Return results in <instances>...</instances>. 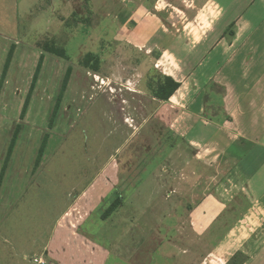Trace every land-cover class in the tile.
<instances>
[{
	"label": "rangeland",
	"instance_id": "obj_1",
	"mask_svg": "<svg viewBox=\"0 0 264 264\" xmlns=\"http://www.w3.org/2000/svg\"><path fill=\"white\" fill-rule=\"evenodd\" d=\"M214 1L229 10L228 14L240 13L244 5L249 7L251 3ZM201 6L194 0H0V264H181L179 259L194 241L198 246L206 241L211 247L234 225L240 215V194L230 192L231 185L223 184L234 169L232 161L224 162L226 154L217 164L210 160L216 153L207 154L204 159L211 167L197 166V177L202 179L188 186L183 165L192 154L182 148L180 161L170 145L160 146L152 140L150 151L134 155L136 165L131 172L136 176L132 178L139 180L134 186H127L123 183L131 175L122 172L125 158L140 141L126 143L128 138L121 134L122 130L130 133L131 129L110 120L116 112L108 104L109 89L119 88L122 82L121 86H127L123 79L132 77L136 88L151 97L148 87L156 79L152 66L159 56L152 53L150 60L135 61L130 45H126L128 36H118L126 16L155 7L158 11H151L157 16L154 20L164 23L171 35L198 38L204 30L196 28L193 21L204 20ZM253 9L256 20H264V7L257 3ZM201 27L205 28V24ZM257 32L264 34L262 29ZM88 54L100 56L99 73L83 67L89 61ZM94 63L93 57L88 67ZM67 67L72 68L70 80L75 91L79 82L88 81L84 83L83 95L82 91L73 93L71 84L59 100ZM93 81L103 88L93 89ZM245 81L249 83V79ZM112 91L117 92L114 88ZM122 91L121 95L129 96ZM207 98L205 117L211 119L212 106L220 104V97L207 92ZM137 101L132 104L134 113L142 106ZM56 109H60L57 116ZM156 110L157 105L153 104L147 112ZM157 124L154 120L149 125L156 128ZM169 143L176 146L179 142L170 139ZM230 151L234 153V147ZM166 161L177 167L182 183L188 182L181 186L180 200L168 199L161 204L151 179ZM113 162L121 165L117 185L109 171ZM82 194L87 195L89 203L86 199L81 202L88 204L82 216L76 213L72 222L78 228L74 236V228L64 214ZM209 197L212 201L204 202ZM120 198L125 209L116 218L102 219L106 208ZM157 201L160 208H176L177 213L188 207L206 208L202 213L206 216L197 217V231L181 232L184 241L176 238L174 232L165 231L176 218L158 217L162 245L151 241L154 235L158 239V230L152 225L157 218L144 212ZM129 203L140 210L133 218L128 217ZM181 220L182 225L188 226L194 219ZM141 221H147L148 226ZM210 221L209 230L199 233L201 222ZM167 235L174 238V248L165 246ZM206 250L197 248L201 254Z\"/></svg>",
	"mask_w": 264,
	"mask_h": 264
},
{
	"label": "crops",
	"instance_id": "obj_2",
	"mask_svg": "<svg viewBox=\"0 0 264 264\" xmlns=\"http://www.w3.org/2000/svg\"><path fill=\"white\" fill-rule=\"evenodd\" d=\"M194 1L202 4L204 18V20L199 19L201 22H198V19L193 21L196 28L204 30L198 38L190 34L187 35L188 38H185L183 34L171 35L165 29L164 23L154 20L157 16L151 11H158L155 7L143 13L138 12L126 16L122 23V34L118 36L122 37L123 34L128 36L130 41H127L126 45H130L131 51L136 56L135 61L150 60L152 53L156 55L155 57L159 56L158 61H155L152 66L156 75V79H153L155 83L152 87H148L149 82L146 84L151 91V97H148L146 91L136 88L132 77L127 80L123 79L127 86H121L122 82L119 88L114 86L109 89L111 94L108 104H111L110 109L116 112L110 120L114 125L120 121L131 129L130 133L122 130L121 134L128 138L125 140L126 143H132L135 139L140 141L135 148L128 151L125 158L122 172L127 173V176L131 175V179L126 178L123 184L134 186L138 182V178H132L136 176L134 171L131 172L136 165L134 155L139 151L142 153L150 151L152 140L160 146L170 145L173 153L179 154L180 161L183 154L182 148L185 152L189 151L192 154L183 165L185 167L184 176L189 182L183 179L184 183H182L178 174L179 170L176 171L177 167L168 161L156 170V175L152 177L151 182L155 186L153 189L156 192L155 196L161 204L168 199L180 200L182 185H186L187 182L188 186L193 183L195 185L198 179H202L200 176L197 177V166L208 165L204 159L207 154L216 153L213 158H210L214 164H217L218 160L222 162L223 154H226L227 159L224 162L232 161L231 166H234V169L232 174L227 175L225 181L223 180V184L227 187L231 185L228 187L230 192L235 191V194H240L239 218L229 230H225L226 233L213 246L209 247L206 241L198 246L197 241H194L187 251L183 252V257L179 260L181 264H264V45H262L264 34L257 32L258 29L264 30V20L257 21L256 9H253L257 3L264 7V0H248L246 3L251 2L249 7L244 5L240 13L232 12V14H228L229 10L224 9L214 0ZM230 3L240 4V0H231ZM155 13L159 14L160 11ZM137 22L139 23L136 24ZM202 23L205 24V28L201 27ZM84 68L87 69V67ZM71 69L67 67L62 80L64 82H61L60 99L66 92L68 93L69 86L73 83L70 80ZM99 70L92 72L97 74ZM68 72L69 76L65 82ZM253 74L258 76L254 78ZM93 78L96 79L95 76ZM164 78H170L179 85L167 101L157 99L153 91L158 82ZM186 79L188 81L185 83ZM245 79H249V83ZM106 80L110 81V84L113 82L110 79ZM85 81L88 80L79 82L76 91L72 84V92L82 91L83 95ZM92 88L102 89L103 87L94 84L93 81ZM113 88L117 92H113ZM122 90L129 96L121 95ZM205 91L215 93L220 97V102H218L221 105L212 106L214 109L211 119L205 117L206 100L208 99ZM135 99H138L137 102L142 105L137 113L132 111L134 106L132 104H136ZM153 104L157 105V110L148 113V106ZM59 110H55L56 116ZM154 120L158 123L156 128L153 127L154 125H149ZM143 127L148 129H143ZM170 139L179 143L176 146L174 143L170 144ZM233 147L235 152L231 153L230 148ZM41 152H44V147ZM229 153L231 156L228 155ZM180 163L179 166L182 165ZM39 166L35 167L34 171ZM120 166L118 162H113L109 168L113 181L117 179ZM202 168L206 169L204 166ZM117 183L118 179L116 185ZM86 198L87 195L84 194L76 197L69 211L64 214V218L74 228L72 231L69 228L74 236H77L78 228L72 222L75 221L76 213L82 216V212L86 211L85 205L89 203ZM85 199L88 203L82 204V200ZM212 199V197L205 198L204 202L206 200L211 202ZM116 201L120 202L118 208L109 210L112 203ZM116 201H113L102 213V219L116 218L125 209L121 204V198ZM159 201L154 207L145 208L144 211L145 214H151L152 217L157 218L152 221V225L156 231L158 230V239L154 235L151 241L163 243L159 237L161 220H158V217L176 218L174 225L170 229L166 228L165 231L168 234L172 231L176 234V238H182V231L188 233L197 231L195 222L206 216L202 215L206 208L199 210L188 207L183 212L177 213L176 208L168 210L160 208ZM127 207H131L130 215H128L130 218L140 211L132 203H129ZM182 217L194 220L190 221L188 226H184ZM146 222L141 221V224L147 227ZM212 222L206 224L201 222L198 232L206 233L209 230L207 226ZM137 225L140 226L138 223ZM173 239L170 235L165 237L167 248H174ZM182 239L184 241V238ZM203 247L205 250L207 247L208 249L201 254L197 248L203 250Z\"/></svg>",
	"mask_w": 264,
	"mask_h": 264
},
{
	"label": "trees",
	"instance_id": "obj_3",
	"mask_svg": "<svg viewBox=\"0 0 264 264\" xmlns=\"http://www.w3.org/2000/svg\"><path fill=\"white\" fill-rule=\"evenodd\" d=\"M95 58V63L93 66H91V68L88 67V63L90 61L91 58ZM87 60L89 61H85V65H83L84 67H87V69H90L93 72H97L99 70V57H95L92 54H88L86 56ZM7 70V66L6 69L4 70V72ZM69 76V72L67 74V76L65 77V82L67 81V78ZM65 86V84H64ZM179 85L176 84L173 80H171L170 78H164L163 80H160V82H158V84L156 85V88L153 90L154 91V96L157 97V99L161 100V101H167L172 95L173 93L178 89ZM64 90V89H63ZM61 97V96H60ZM60 99V98H59ZM23 118V116H22ZM12 147V144H11ZM11 153V150L9 151V154ZM5 170V168H3V171ZM1 182V181H0ZM120 202L116 201L110 208L109 210H114L117 209L119 206Z\"/></svg>",
	"mask_w": 264,
	"mask_h": 264
},
{
	"label": "built area",
	"instance_id": "obj_4",
	"mask_svg": "<svg viewBox=\"0 0 264 264\" xmlns=\"http://www.w3.org/2000/svg\"><path fill=\"white\" fill-rule=\"evenodd\" d=\"M39 264H42V263L39 262Z\"/></svg>",
	"mask_w": 264,
	"mask_h": 264
}]
</instances>
